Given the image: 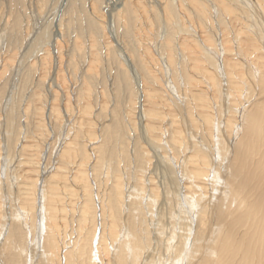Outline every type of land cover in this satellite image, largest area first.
I'll list each match as a JSON object with an SVG mask.
<instances>
[{"label": "bare ground", "instance_id": "1", "mask_svg": "<svg viewBox=\"0 0 264 264\" xmlns=\"http://www.w3.org/2000/svg\"><path fill=\"white\" fill-rule=\"evenodd\" d=\"M25 1L0 0V6L4 3L19 13ZM42 1L33 0L37 10ZM107 1L106 7L117 10L116 19L130 44L141 1ZM155 1L166 26L151 36L145 59L133 53L129 57L124 39L115 44L106 37L112 42L109 53L113 46L111 56L117 62L121 57V65L130 73L127 76L119 69L114 77L119 88L114 102L120 104L122 98L125 102L126 90L138 94L135 100L142 102L139 120L143 123L139 129L131 124L137 125L134 119L138 118L133 117L137 114L133 92L127 93L126 117L122 114L126 110L115 104L101 119L107 105L97 110L98 103L92 99L100 62H86L89 66L79 79L89 102L81 106L80 92L68 87L66 114L59 118L61 110L51 107L46 118L51 132L40 116L43 110L39 113L36 106L29 110L31 100L41 99L40 91L20 85L30 80L32 72V81L41 76L38 88L43 83L53 89L54 82L65 87L62 60L60 65L48 58L25 63L30 72L28 68L20 85L16 81L23 66L11 63L17 52L1 61L10 75L7 88L0 85L4 95L0 98V116H4L0 121V264H264V0ZM100 14L96 16L101 19ZM62 28L58 26L55 37L64 38ZM53 66L62 76L53 73V82L45 83ZM19 93L20 104L25 101L24 114L30 111V116L21 124L22 114L16 125ZM55 94L53 100L59 97ZM101 96L104 102L107 91ZM17 126L28 129L30 138L33 133L36 145L25 141L26 135L21 139ZM133 140L132 155L128 144ZM52 141L53 147H47ZM123 144L127 145L120 153L123 169L133 168L128 174L114 165L115 155L119 156L115 153ZM44 150L48 156L42 155ZM151 171L158 173V180ZM174 213L180 222L173 221Z\"/></svg>", "mask_w": 264, "mask_h": 264}, {"label": "rangeland", "instance_id": "2", "mask_svg": "<svg viewBox=\"0 0 264 264\" xmlns=\"http://www.w3.org/2000/svg\"><path fill=\"white\" fill-rule=\"evenodd\" d=\"M42 1V0H41ZM135 0H133V2H134ZM141 1V3L142 4H139V9H138V11H137V13L139 12V14H138V17H137V22L133 25V27H134V29H132V37L130 38L131 40H130V44H129V42H127V40H126V37L124 36V34H125V32H124V29H123V27H121L122 26V24H119V21H118V19H116L117 18V16H115V15H117V10L116 11H112V5H110V6H108V7H106V5L108 4V1L107 0H45V2H44V0L42 1V3L40 4L39 3V5H40V7L42 8H40V9H38L37 10V8L35 7L36 5H35V3L33 2V0H26L25 2V5L22 7V8H18L20 11H19V13H18V10L17 9H15L14 11H15V14H13L14 13V11H13V9H9L8 7H6L7 5H5L4 3H3V5H5V6H0V80H2L3 78V83L2 84H0V85H5V86H3V88H5L7 85H6V82L8 81V78H9V71H7V72H5L4 71V67H1V65H2V60L4 59V56H7L8 57V55H12V54H14V52H17L16 54H14V55H16L17 57H15V61L13 62V61H11V63H17L16 65L15 64H13L15 67H17V66H23V70L20 72V76H19V78H18V81H16V83L17 84H19V80H20V78H22L23 79V74H26V73H29L30 72V68L29 67H26V65L28 64V63H34V61H35V63L34 64H37L38 63V60L39 59H44V58H48V60H51V63H52V61H53V63L54 64H57L58 63V65H60V61H61V64H62V62H63V64H62V66H63V68H62V75L64 76V77H66L65 79H66V82H68L67 84H69V85H67L66 83V85H65V87H64V85L63 86H61L62 84H58L57 86H56V83L54 82V84L52 85V87H53V89H48V85L47 84H41V88L39 87L38 88V83H37V79L39 78V77H41V76H39V74H37L36 76H35V78H34V81H32V72L31 73H29V77H30V80H29V78H28V81H30V82H26L25 84H27V85H25V84H22V85H20V86H22V87H24L25 86V88L27 89V90H33L34 92H36L37 90L38 91H40V94H41V101L42 102H44L43 104H45V105H39V103H42V102H36L35 100H31V102H33V103H35V104H31V106L30 105H28V104H30L29 102L27 103V105L28 106H30L29 107V110L31 111L35 106L36 107H38V109L37 110H39V113H40V116H41V114H42V120H43V123H45V128L46 129H49L51 132H53L51 129H50V127H49V120H50V118L47 120L46 118H48L50 115H51V111H52V109H51V107H53V108H55V111L56 112H58V113H60V110H61V115L59 116V118H61V117H63L65 114H66V109H67V106H65V104L67 103V101L69 100L68 99V97L67 98H65L66 97V95H65V93H66V91H65V89H68V87H69V90H73L74 89V87L76 88L75 90H76V92L77 93H79L81 96L80 97H78L79 98V100L81 99V103H80V105L82 106L85 102L87 103V102H89L88 100L86 101V98H85V96L84 95H82V93H83V91H81L82 89V84L80 83L79 84V79H81V75L83 74V72L85 71V70H87V68H88V66H89V64L91 63V61H97V62H100V65L98 64V63H96V65H97V68L99 69V74H100V77H99V80H97V83H96V85L94 86V98L92 97V99H93V101L95 102V103H98L97 104V106L95 105V107L97 108V110L102 106V105H107V109H106V113L104 114L103 113V115L101 116V119H102V117H105V116H107L109 113H111V111L114 109V107H115V104L117 103V100H118V98H115L113 95L115 94V92L116 91H118L119 90V88H117V86H115V81H114V77L118 74V72L120 71L119 69H121V72L123 73V74H125L126 73V75L127 76H129V72L127 71V69L125 68V66L124 65H121V61H122V59H121V57H119L118 59H120L119 61L120 62H117L112 56H111V53H113L116 49L115 48H113V46H112V48H111V53H109V48H110V44L113 42V43H117L118 44V42H120V40L122 41L123 39V41H126L129 45H128V50H129V52H128V54H129V57H130V53L132 54H134V57L135 58H138L139 56L142 58L144 55H146V53H147V51H148V49L149 48H147V45L149 44V42H151L152 40V37L154 38L155 36H157V34L160 32L159 30L162 28V30H163V27L164 26H166L165 24V22H163L162 20V17H161V14L160 13H158L159 11H157V3H156V1L154 0V1H151V0H149L150 2L149 3H147L148 2V0H140ZM145 1H146V3H145ZM166 1V0H165ZM28 2V3H27ZM31 2V3H30ZM101 2V3H100ZM136 2V1H135ZM134 2V3H135ZM145 3V4H144ZM153 3V4H152ZM152 4V5H151ZM26 5H28L27 7H26ZM43 5V6H42ZM151 5V6H150ZM156 5V6H155ZM152 6H154V7H152ZM32 7H33V9H32ZM54 7V8H53ZM152 7V8H151ZM27 8V9H26ZM51 8V9H50ZM87 8V9H86ZM184 8H187V6H185V7H183V10H185ZM9 9V10H8ZM93 9V10H92ZM109 9V10H108ZM12 10V11H11ZM23 10V11H22ZM27 10V11H26ZM97 10V11H96ZM3 11V12H2ZM22 11V12H21ZM39 11H41L40 13H39ZM101 11V12H100ZM112 11V12H111ZM150 11H152V12H150ZM13 12V13H12ZM25 12V13H24ZM66 12V13H65ZM70 12V13H69ZM84 12V13H83ZM96 12H98V13H96ZM146 12V13H145ZM22 13V14H21ZM42 13V14H41ZM93 13H95V14H93ZM99 13H101L100 14V17H101V19H102V17H103V21H101V19L99 18V16H96V15H98ZM105 13V14H104ZM115 13V14H114ZM180 13V12H179ZM214 13V12H213ZM50 14V15H49ZM68 14V15H67ZM141 14V15H140ZM7 15V16H6ZM21 16V17H19V16ZM103 15V16H102ZM105 15V16H104ZM146 15V16H145ZM154 15V16H153ZM64 16V17H63ZM70 16V17H69ZM94 16H96V17H94ZM157 16H159L160 17V19H158L159 17H157ZM194 16V15H193ZM8 17V18H7ZM13 17H15V19H13ZM66 17V18H65ZM114 17V18H113ZM148 17V18H147ZM195 17V16H194ZM215 17V16H214ZM4 18V19H3ZM21 18V19H20ZM24 20H23V19ZM63 20H62V19ZM95 18V19H94ZM140 18H142V19H140ZM18 19V20H17ZM30 19V20H29ZM90 19V20H89ZM99 20L98 22H97V20ZM20 20H22V21H20ZM96 20V21H95ZM135 20H136V18H135ZM145 20V21H144ZM160 20V21H159ZM218 20H221V17L220 18H218ZM218 20H216V23H218ZM6 21H9V23L7 22L6 23ZM13 21H15V22H13ZM16 21H20L19 22V25L18 26H16ZM59 21V22H58ZM63 21V22H62ZM66 21V22H65ZM118 21V22H117ZM13 22V23H12ZM27 22V23H26ZM30 22V23H29ZM65 22V23H64ZM95 22V24H93ZM101 22V23H100ZM22 23V24H21ZM62 23H63V25H62ZM90 23H92L91 25H90ZM150 23V24H149ZM216 23H214L215 25H216ZM10 24V25H9ZM30 24H31V26H30ZM99 24V25H98ZM109 24V25H108ZM148 25V27H147V25ZM157 24V25H156ZM219 24V23H218ZM5 25H8L7 27H6V29L4 30V26ZM14 25V26H13ZM59 25H61V28H62V26H63V28H62V31L65 33H63L64 34V38H62L63 36L62 35H60V38L58 37H55V33H56V31L58 30V26ZM69 25V26H68ZM85 25V26H84ZM96 25V26H95ZM98 25V26H97ZM136 25V26H135ZM65 26V27H64ZM93 26H95V30H97L100 34H98V33H96L95 32V34H94V32L92 33V30H91V28L93 27ZM103 26V27H102ZM106 26V27H105ZM162 26V27H161ZM28 27V28H27ZM90 27V28H89ZM116 27V28H115ZM156 27V28H155ZM11 28V29H10ZM18 28V29H17ZM40 28V29H39ZM143 28H144V30H143ZM149 28H150V30H149ZM166 28V27H165ZM227 28V27H226ZM10 29V30H9ZM100 29V30H99ZM152 29H153V31H152ZM20 30V31H19ZM24 32H23V31ZM28 30V31H27ZM40 30V31H39ZM94 30V31H95ZM149 30V31H148ZM22 31V32H21ZM42 31H44V32H42ZM81 31V32H80ZM85 31V32H84ZM92 33H90V32ZM119 31V32H118ZM122 31V32H121ZM152 31V32H151ZM211 31V30H210ZM27 34H26V33ZM144 32H147V33H144ZM164 32V31H163ZM163 32H162V34H161V36L162 37H164L165 38V36L163 35ZM21 33V34H20ZM89 33V34H88ZM135 33V34H134ZM156 33V34H155ZM31 34V35H30ZM34 34V35H33ZM103 34H104V36H103ZM108 34H110V35H108ZM113 34V35H112ZM138 34V35H137ZM143 34V35H142ZM144 34H145V36H144ZM154 34V35H153ZM26 35V36H25ZM43 35L45 36V37H43ZM94 35H96V36H94ZM101 35V36H100ZM121 35H123V38H122V36ZM134 35V36H133ZM141 35L145 38V39H143L142 37H141ZM153 35V36H152ZM24 36V37H23ZM34 36V37H33ZM109 37V40H111L112 42H108V40H107V38L106 37ZM112 36H114V38L112 37ZM149 38H147V37ZM152 36V37H151ZM13 37V38H12ZM27 37V38H26ZM29 37V38H28ZM31 37V38H30ZM40 37V38H39ZM79 37V38H78ZM88 37V38H87ZM111 37V38H110ZM118 37V38H117ZM141 37V38H140ZM21 38V39H20ZM44 38V39H43ZM49 38V39H48ZM68 38V39H67ZM83 38V39H82ZM92 38V39H91ZM103 38V39H102ZM135 38V39H134ZM163 38V39H164ZM180 37L179 36H176V41H178L177 39H179ZM19 39V40H18ZM25 39V40H24ZM29 39V40H28ZM37 39V40H36ZM39 39V40H38ZM61 41H59V40ZM63 39V40H62ZM100 39H101V41H100ZM81 40V41H80ZM92 40V41H91ZM93 40H95V41H93ZM115 40V41H114ZM135 40V41H134ZM139 40H142V41H139ZM145 40V41H144ZM22 41V42H21ZM31 43H30V42ZM55 41H59V43H61V44H56L55 43ZM89 41V42H88ZM99 41H100V43H99ZM105 41V42H104ZM132 41V42H131ZM24 42V43H23ZM36 42V43H35ZM94 42V43H93ZM107 42V43H106ZM138 42V43H137ZM140 42V43H139ZM33 43H34V45H33ZM38 43V44H37ZM44 43V44H43ZM89 43V44H88ZM91 43V44H90ZM135 43V44H134ZM147 43V44H146ZM7 44H8V46L9 47H7ZM17 44V45H16ZM43 44V45H42ZM53 44H55L56 45V47H58V49L56 48V47H54L55 45H53ZM83 44V45H82ZM94 44V45H93ZM95 44L96 45H99L98 47L97 46H95ZM139 44V45H138ZM33 45V46H32ZM36 45V46H35ZM40 45V46H39ZM58 45V46H57ZM90 45H93V47H95V48H93L92 46H90ZM109 45V46H108ZM114 45V44H113ZM145 47H143V46ZM13 46H15V47H13ZM50 46V47H49ZM63 46V49L62 48H60V47H62ZM71 46V47H70ZM79 46V47H78ZM107 48H106V47ZM115 46V45H114ZM130 46V47H129ZM150 46V45H149ZM148 46V47H149ZM27 47V48H26ZM29 47V48H28ZM39 47V48H38ZM85 47V48H84ZM102 47V48H101ZM11 48V49H10ZM31 48H32V50H31ZM37 48V49H36ZM98 48V49H97ZM136 48V49H135ZM140 48H142V49H140ZM13 49V50H12ZM17 50V51H15V50ZM20 49L22 50L21 52H20ZM30 49V50H29ZM40 49V50H39ZM55 49L57 50V53L55 52ZM74 49V50H73ZM86 49V50H85ZM106 49V50H105ZM112 49H114V51H112ZM133 49H134V51H133ZM138 49V50H137ZM35 50V51H34ZM39 50V51H38ZM49 50V51H48ZM61 50V51H60ZM63 50V51H62ZM101 50V51H100ZM130 50H131V52H130ZM7 53H6V52ZM10 51V52H9ZM14 51V52H13ZM26 51V52H25ZM29 51H30V53H29ZM60 51V52H59ZM65 51V52H64ZM95 51V52H94ZM136 51V52H135ZM139 51V52H138ZM143 51V52H142ZM149 51H150V49H149ZM19 52V53H18ZM22 52H24L23 54H22ZM37 54H36V53ZM47 52V53H46ZM68 52V53H67ZM81 52V53H80ZM97 52V53H96ZM106 52H108V53H106ZM135 52V53H134ZM9 53V54H8ZM21 53V54H20ZM63 53H64V55H63ZM95 53V54H94ZM145 53V54H144ZM153 53V52H152ZM6 54V55H5ZM25 54H26V56H25ZM28 54V55H27ZM41 54V55H40ZM56 54H58V55H56ZM59 54H61V55H59ZM99 54V55H98ZM102 54V55H101ZM108 54V55H107ZM21 57V59L23 60V61H21V59L19 60L18 58H20L19 56ZM23 57H22V56ZM31 57H30V56ZM33 55V56H32ZM51 55V56H50ZM62 55H63V57H62ZM66 55V56H65ZM74 55V56H73ZM92 55V56H91ZM96 55H97V58H96ZM2 56V57H1ZM36 56H37V58H36ZM99 56H100V58H99ZM103 56V57H102ZM107 56V57H106ZM29 57H30V59H29ZM57 57H58V59H59V62H57ZM71 57L73 58L72 60H71ZM16 58H17V60H16ZM27 58H28V60L30 61V62H28V60H27ZM84 58V59H83ZM96 60H95V59ZM102 58V59H101ZM111 58H113L114 60H111ZM26 59V60H25ZM33 59V60H32ZM35 59V60H34ZM54 59V60H53ZM69 59V60H68ZM92 59V60H91ZM144 59H145V56H144ZM78 60V61H77ZM82 60V61H81ZM104 60V61H103ZM142 60H143V58H142ZM21 61V62H20ZM81 62V63H80ZM86 62H89V64L88 63H86ZM94 62V63H95ZM104 62V63H103ZM106 62V63H105ZM114 62H116V63H114ZM123 62V61H122ZM22 64V65H19V64ZM25 63H27V64H25ZM65 63V64H64ZM109 64V66H108V64ZM113 63L114 64H116L115 66H113ZM25 64V65H24ZM81 64H82V66H81ZM105 64V65H104ZM111 64H112V66H111ZM66 65H68V67H69V70L67 71V67H66ZM121 65V66H120ZM55 66V65H54ZM52 67V75L50 74L49 75V73L46 75V76H48L46 79H45V83L47 82L48 84H50V83H52L53 82V78L52 77H54L55 78V75H53V73L55 74L56 72H59V78L62 76V75H60V70H58L59 68H55V67ZM72 66V67H71ZM104 66V67H103ZM87 67V68H86ZM120 67V68H119ZM122 67H123V69H122ZM29 68V69H28ZM103 68V69H102ZM134 68V67H133ZM27 69L29 70V72L27 71ZM57 69V70H56ZM73 69V70H72ZM84 69V70H83ZM24 70H25V72H24ZM82 72H81V71ZM103 70V71H102ZM106 70V71H105ZM119 70V71H118ZM65 71V72H64ZM126 71V72H125ZM23 72V73H22ZM67 72V73H66ZM78 72V73H77ZM104 72V73H103ZM5 73V74H4ZM81 73V74H80ZM128 73V74H127ZM138 73V72H137ZM68 76H67V75ZM69 74H71L72 76L71 77H73L72 78V80H73V82H74V84H70V80L68 81V79L69 78H71L70 77V75ZM109 74L111 75V76H109ZM6 75V76H5ZM22 76V77H21ZM67 77H69L68 79H67ZM107 77V78H106ZM110 77H112V78H110L111 80H108ZM160 77V76H159ZM103 78V79H102ZM129 78H131L132 79V77L130 76ZM107 79V80H106ZM113 80V81H112ZM23 82V80H21V83ZM78 82V83H77ZM104 82H105V84H104ZM114 83V84H112V83ZM24 83V82H23ZM111 83V84H110ZM133 83V81H131V84ZM142 83L144 84V81H142ZM76 84V85H75ZM78 84V85H77ZM99 84V85H98ZM110 84V85H109ZM28 85H30V86H28ZM31 85H33V88H32V86ZM37 85V86H36ZM73 85V86H72ZM112 85V86H111ZM16 86H18V85H16ZM59 86H61V87H59ZM77 86H78V88H77ZM80 86V87H79ZM107 86V87H106ZM111 86V87H110ZM114 86V87H113ZM9 87V86H8ZM20 88V90H22L23 88ZM71 87V88H70ZM1 88V87H0ZM7 88V87H6ZM73 88V89H72ZM101 88V89H100ZM104 88V89H103ZM107 88V89H106ZM61 89V90H60ZM13 90H16V88L15 89H13ZM52 90V91H51ZM60 92H59V91ZM63 90V91H62ZM104 90V92L105 91H107V94H108V96H107V98L105 99V101L103 102V98H102V96H101V93H102V91ZM47 91H49L48 93H47ZM54 91H56L55 93H57V94H55V93H53ZM58 91V92H57ZM79 91V92H78ZM127 91V90H126ZM125 91V102H124V100H123V98L121 99V101H120V104H116V106L117 105H119V110L121 111V110H126V103H127V93H128V95H131V93L133 92V90L132 91H127L126 92ZM52 92V93H51ZM111 92V94H109ZM138 92V91H137ZM22 94L23 93H25V92H21ZM98 93V94H97ZM134 93V92H133ZM20 94V93H19ZM52 94H55L57 97H58V99L56 100V98L54 97V100H53V97H52ZM59 94H61V95H59ZM45 95V96H44ZM109 95H111V96H109ZM136 94L134 93V96H135ZM1 97V100L3 99L2 98V96L4 97V95L2 94V95H0ZM21 94L20 95H18L17 97H16V101H18L19 102V104H18V114L19 115H17V117H15V124L16 125H19V120L18 119H20L21 118V115H22V119H21V124H24L27 120H28V118H29V116L30 115H28L29 113H30V111L29 112H27L28 114V116L27 115H25L24 114V112H25V109H24V107H25V104H24V102L25 101H23V103L22 104H20V101H21ZM48 98H47V97ZM65 96V97H64ZM84 96V97H83ZM136 96H138V94L136 95ZM136 96L134 97V100H135V98H136ZM20 97V98H19ZM26 97H27V95H26ZM44 99H43V98ZM52 97V98H51ZM106 97V96H105ZM18 98V99H17ZM47 98V99H46ZM60 98H61V101H60ZM78 98L76 99V95H75V101L76 100H78ZM130 98H132L131 96H130ZM129 98V99H130ZM24 99V98H23ZM67 99V100H66ZM83 99V100H82ZM84 99H85V101H84ZM117 99V100H116ZM47 102H46V101ZM51 100V101H50ZM56 100V101H55ZM59 100V101H58ZM64 100V101H63ZM73 100V99H72ZM97 100H99V101H97ZM114 100H116V103L114 102ZM138 100V101H137ZM75 101H74V106H75ZM97 101V102H96ZM136 102V105H135V107H136V109H134L136 112H137V114L135 115V116H133L134 118L137 116L138 118L136 119H134L135 121H137V125H138V127H137V125H133V123L131 122V124H132V128L133 129H135L136 130V128L137 129H139V127L141 128V124L143 125V123L141 122V120H139V114H140V112H141V101H140V99H136L135 100ZM50 102H52L53 103V105H52V103H50ZM58 102V103H57ZM66 102V103H65ZM100 102H101V105H100ZM108 102V103H107ZM111 102V103H110ZM64 103V104H63ZM106 103V104H105ZM140 103V104H139ZM46 104H48V105H46ZM59 106H58V105ZM68 104V103H67ZM71 104V103H70ZM150 104V103H149ZM34 105V106H33ZM52 105V106H51ZM56 105V106H55ZM71 105H73V103L71 104ZM122 105V106H121ZM21 106V107H20ZM48 106V107H47ZM58 106V107H57ZM66 107V109H65V107ZM134 106V105H133ZM149 106V105H148ZM41 107V108H40ZM43 107H45V108H47L46 110H45V108H43ZM63 108V109H61V108ZM129 107V106H128ZM134 107V108H135ZM111 108V109H110ZM133 108V107H132ZM70 110L72 109V108H69ZM23 110V111H22ZM50 110V111H49ZM69 110V111H70ZM96 109H94V111H95ZM108 110V111H107ZM65 114H64V113ZM181 112V110L179 111V113ZM125 113H129V110H126V112L124 111V113L122 112V114H124V117H126L125 116ZM62 114H63V116H62ZM54 115H56V114H54ZM127 115V114H126ZM26 116H27V118H26ZM0 117H2V119H0V121L1 120H3L4 118V116L2 115V116H0ZM75 117H76V115H75ZM26 119V120H25ZM54 119H56V117L55 116H53L52 117V120H54ZM76 119V118H75ZM100 119V120H101ZM62 120H64V119H62ZM96 120V119H95ZM110 120V119H109ZM55 121V120H54ZM57 121H60V119H58ZM106 121H108V120H106ZM47 122V123H46ZM64 122V121H63ZM168 122V121H167ZM58 124V123H57ZM17 128H19L18 126H17ZM20 129V128H19ZM31 129H32V127H31ZM131 128H129L128 130H130ZM33 130V129H32ZM19 131H21V132H18V134L19 135H21V139L25 136L27 139H25V141H27V142H29L28 141V139L30 140V142L29 143H31L32 145H36V143L35 142H33V140H34V138H33V133H32V139L33 140H31V138H30V136H31V134L30 133H28V134H26L27 132H29L28 131V129H25V128H21ZM57 132H58V130H57ZM136 132V131H135ZM21 133V134H20ZM55 134V133H54ZM59 134H60V129H59ZM58 134V135H59ZM24 135V136H23ZM52 135V134H51ZM24 137V138H25ZM130 141H128V143H129ZM29 143H27V144H29ZM21 144V143H20ZM52 144H54L53 143V141L51 142V144H50V146H49V144H46L47 145V147H53V145ZM134 144V140L133 141H131L129 144H128V146H129V153H131V151H132V155H133V153H134V150H135V145H133ZM143 144V143H142ZM39 145V144H38ZM124 146L125 147H127V145H125V144H123L122 146H121V148H118V150H117V153H115V154H117V155H119L118 157L121 159H119L118 160V157H116V155H115V158H114V161H115V166L117 167V165H119L120 166V170H121V173L122 172H124L125 171V173L126 174H128V173H130V172H133V168H125V169H123V167L125 166L124 165V163H123V161H124V159L123 158H121L122 157V155L120 156V153H121V149H122V147L124 148ZM134 147V148H133ZM45 149H46V146L44 147ZM130 148H131V151H130ZM120 149V150H119ZM49 151V150H48ZM120 151V152H119ZM43 154V156L44 155H46V156H48L47 155V151L46 150H44L43 152H42ZM128 153V152H127ZM123 159V160H122ZM126 160V159H125ZM121 161V162H120ZM120 162V163H119ZM117 163V164H116ZM155 164H156V161L154 162ZM123 164V165H122ZM157 165V164H156ZM122 166V167H121ZM163 170L164 169H166V171H169L168 170V167H165V168H162ZM152 172H154L155 174H151ZM158 172H160V171H158ZM125 173H123V174H125ZM140 174V173H139ZM150 174L152 175V177L155 179L156 177V179L158 180L159 179V176H158V173L156 174V171H151L150 172ZM155 175V176H154ZM157 175V176H156ZM170 175V174H169ZM134 177V179H136V177L135 176H133ZM138 177H140V176H138ZM70 188V187H69ZM73 188V187H72ZM163 193H164V191H162ZM176 215V216H175ZM172 216H174L175 217V219L173 220L174 222H176V220H177V223L178 222H180L177 218V214H173ZM69 219H71V218H69ZM70 221L71 220H69V223H70Z\"/></svg>", "mask_w": 264, "mask_h": 264}]
</instances>
